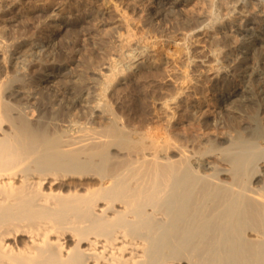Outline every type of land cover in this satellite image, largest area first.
Masks as SVG:
<instances>
[{
	"label": "bare ground",
	"instance_id": "obj_1",
	"mask_svg": "<svg viewBox=\"0 0 264 264\" xmlns=\"http://www.w3.org/2000/svg\"><path fill=\"white\" fill-rule=\"evenodd\" d=\"M118 1L130 14L124 51L102 66L75 64L80 44L64 36L90 35L113 0L70 2L66 19L40 24L44 9L0 7L12 15L0 28V264H264V47L251 41L264 0H147L141 37L128 30L136 1ZM184 4L205 12L170 25L182 34L176 80L171 53L163 63L139 45L163 42L152 24ZM148 78L175 91L138 95Z\"/></svg>",
	"mask_w": 264,
	"mask_h": 264
},
{
	"label": "rangeland",
	"instance_id": "obj_2",
	"mask_svg": "<svg viewBox=\"0 0 264 264\" xmlns=\"http://www.w3.org/2000/svg\"><path fill=\"white\" fill-rule=\"evenodd\" d=\"M12 1V2H11ZM59 1L60 0H0V7H5V6H7L6 7V9L8 8V9H10V8H12V7H16V10L18 9V10H21L20 12H25L24 14H27V13H29V12H32V11H34L35 9H44L45 10V16L38 22L39 24L41 23V21H42V23H44V22H51V21H53V19H54V16L56 15V13L58 14V15H56L57 16V18L59 17V15H61L63 18H62V20H64V19H66L64 16H65V9H62V10H60L61 8H64L63 6H66L67 4L69 5L70 4V2H71V4L73 5V3L74 2H77L78 0H68V2H67V0L65 1V0H61L60 1V3H59ZM63 1L64 2H66V3H63ZM136 1V3L135 2H133L134 4H136V5H134L135 7H136V9H135V13L133 14V15H131L130 17H131V19L130 20H128V22H130L129 23V25H130V28H128V30L130 29V31H133V29H135L133 32H134V34H136L137 33V35L139 34V33H141L140 31H138V28H139V24H140V21H139V16L142 14V15H144L143 13L144 12H146V10H147V7L146 6H149L148 7V10H149V8H153V6H154V3H152L151 1H148L147 2V0H142L144 3L146 2V4H145V8H144V5H142V3H141V0H135ZM137 1H138V3H137ZM2 2H3V4H2ZM24 2V3H23ZM115 2V3H114ZM63 3V5L60 7L59 5L60 4H62ZM99 3V2H98ZM113 4H111L110 3V8H109V5L107 4V3H102V2H100V5H98V7H97V10H96V13H97V16L98 17H101V19L99 18V19H96L95 20V16L93 17H91V25H92V28H93V32L92 33H90V35H85L84 34V31L82 32H79V34H77L76 35V33H72V34H70V35H67V36H64L65 38H64V41H65V46L67 47V46H69L70 44H71V42L73 41V40H76V38H77V41L79 42V46H78V48L76 49V51L75 52H73V53H70L71 55L73 54H75V56H74V58H75V60L77 61H75L76 63L75 64H78V63H82L81 62V60H83V59H81L80 60V57H84L85 59H86V57H88V58H92L91 59V63H89V64H92V63H94V65L95 66H97L98 64V66H102V64H109V62L108 61H110V59L111 58H113V56H114V58H117V60L119 59V56H117V55H121V52L123 53V51H124V49H122V50H120L121 48H123V46H121L122 44V42H121V40H122V38H120L121 37V35H123L122 33H124V35L127 33V30H126V28L128 27V24L127 23H125V22H123V21H125V16L123 17V15L122 14H124V12H125V14H126V16H129L130 14H128V11L127 10H125L124 8L125 7H123V3H121V1L119 2L118 0H113V2H112ZM141 3V4H140ZM14 6H13V5ZM19 4V5H18ZM74 4H76V3H74ZM104 4V5H103ZM114 4H115V6H114ZM3 5V6H2ZM8 5H10V7L8 6ZM192 5H193V3H192ZM114 6V7H113ZM122 8H123V10H122ZM182 8V16H180V17H176L175 18V16H171V18H169V20L167 21V20H164V19H162L161 18V20L162 21H160L159 19L158 20H156V21H154V23L152 24V25H154L155 26V28L159 31H164L163 33L161 32V35H163V42H160V44H156V43H154L153 41V43L151 42V40L150 39H146V40H148L149 42H146V44L145 43H142V45H139V48H141L142 49V52L143 51H145V53H146V50H148V52L146 53V54H148L149 56H150V54H151V56L150 57H152V58H158L159 56H161L160 57V59H164V60H162V62L163 63H166L167 61H168V55H170V54H168V53H176V52H181V49H180V47H177V46H179V45H176V41H178V42H180V38H181V35L182 34H179V35H176V34H171V32L170 31H173V29L172 30H170V25H173V23L174 24H176L177 26H183V24L184 23H186V21H187V19H188V15H189V17L190 18H199L200 16H201V14H203V12H205V7H203V5L202 4H196V5H194L193 7H191V6H187V4H184V6L183 7H181ZM34 9V10H33ZM116 9V10H115ZM144 9V10H143ZM25 10V11H24ZM121 10H122V12H121ZM28 11V12H27ZM120 11V12H119ZM138 11V12H137ZM142 11H144V12H142ZM203 11V12H202ZM183 13H184V15H183ZM110 14V15H109ZM124 14V15H125ZM136 14H138L137 16H136ZM140 14V15H139ZM187 15V16H186ZM56 16H55V18H56ZM123 18H122V17ZM132 16H136L135 18L134 17H132ZM108 17V18H107ZM112 17V18H111ZM2 18H4V19H2ZM10 18V19H9ZM12 15L11 14H8L7 16H5V17H0V28L3 26V25H5V24H11V21H12ZM93 18V19H92ZM175 18V19H174ZM178 18V19H177ZM180 18V19H179ZM186 18V19H185ZM90 19V18H89ZM106 19V20H105ZM109 19V20H108ZM113 19V20H112ZM171 19V20H170ZM6 20V21H5ZM11 20V21H10ZM27 20V21H26ZM95 20V21H94ZM101 20L103 21V22H101ZM123 20V21H122ZM133 21V23H132V21ZM178 20V21H177ZM93 21V22H92ZM108 23H107V22ZM138 21V22H137ZM159 21V22H158ZM167 21V22H166ZM35 22V21H34ZM96 22V23H95ZM113 22V23H112ZM135 22V23H134ZM137 22V23H136ZM181 22V23H180ZM102 23H104V24H102ZM168 24V26H169V28H168V26H166L167 24ZM172 23V24H171ZM100 24V25H99ZM121 24V25H120ZM127 24V25H126ZM132 24V25H131ZM36 26H38V24L37 23H33V21L32 22H30L28 19H26L25 18V22H24V27H23V29H24V31H26V32H29V31H31V32H34L35 31V27ZM123 27V28H121V27ZM138 26V27H137ZM132 27V28H131ZM158 27V28H157ZM12 29H13V27H12ZM104 29V30H103ZM164 29V30H163ZM6 30H10V28H7ZM28 30V31H27ZM98 30V31H97ZM100 30V31H99ZM103 30V31H102ZM140 30V29H139ZM54 31H56V32H58L59 30H57V29H55ZM107 31V32H106ZM135 31H137V32H135ZM30 32V33H31ZM101 32H103V33H101ZM104 32L106 33V34H104ZM139 32V33H138ZM165 33V34H164ZM168 35H167V34ZM179 33V32H178ZM84 34V35H83ZM103 34H104V36H106V37H104L103 36ZM140 35V34H139ZM166 35V36H165ZM171 35V37H168V36H170ZM176 35V36H175ZM97 36V37H96ZM142 35H140V37H141ZM178 36V38H176ZM180 36V37H179ZM139 37V38H140ZM172 37H173V40H172ZM183 37V36H182ZM105 38V39H104ZM167 38V39H166ZM175 38V39H174ZM109 39V40H108ZM121 39V40H120ZM168 39H170V40H168ZM136 41H137V39L136 40H134L133 42H135V43H131V45H130V49L128 48V52H129V54H128V56L129 55H131V53H133L134 54V50H135V48H134V46H137V44H136ZM165 41V42H164ZM170 41V42H169ZM251 41H253V43H256L257 41L258 42H260V45L262 46V48L264 47V32H263V34L262 35H260V36H258V37H255V38H253ZM101 42H102V44L104 43V45H105V49H106V47H108L107 49H106V51L105 50H98V45H100L101 44ZM106 42V43H105ZM107 42L109 43V44H107ZM168 42V43H167ZM69 43V45H66V44H68ZM100 43V44H99ZM111 43V44H110ZM149 43V44H148ZM162 43H164V44H162ZM168 45L169 43H170V45H168V46H166V44ZM175 45H174V44ZM115 44V45H114ZM135 44V45H134ZM152 44V45H151ZM147 45H148V47H150L149 49H148V47H147ZM160 45V46H159ZM118 46H120V47H118ZM141 46V47H140ZM158 46V47H157ZM175 46V47H174ZM146 47V48H145ZM157 47V48H156ZM159 47H160V49H159ZM164 49H163V48ZM167 47V48H166ZM90 48V49H89ZM113 48V49H112ZM134 50H133V49ZM166 48V49H165ZM78 49H81V50H78ZM131 49L133 50L132 52H131ZM144 49V50H143ZM150 49H152L151 51H150ZM173 49H174V51H173ZM176 49H178V50H176ZM110 50H112V52L110 51ZM117 50V51H116ZM119 50V51H118ZM130 50V51H129ZM168 50V51H167ZM89 51V52H88ZM104 51H105V53H104ZM156 51H158V52H156ZM77 52V53H76ZM109 52V53H108ZM115 54H114V53ZM79 53H80V56H79ZM114 55H113V54ZM119 53V54H118ZM160 53V54H159ZM82 54V55H81ZM111 56V58H110V56ZM125 54H126V49H125ZM157 54V55H156ZM178 54L179 53H177L176 54V57L174 56L175 54H172V55H170L169 57H175L176 58V60H175V58H172L171 60H174V61H170V58H169V61H170V63H172L171 64V67H173V69L172 70H175V71H170V73L172 74V76L175 78L176 77V73H177V75L179 76V75H181V76H183V74H182V70H180V68L179 67H181L182 66V64L183 63H181V61H179V58L177 57L178 56ZM84 55V56H83ZM105 55H107V57L105 56ZM163 55V56H162ZM180 55V54H179ZM86 56V57H85ZM154 56V57H153ZM157 56V57H156ZM166 56V58H162V57H165ZM106 57V58H105ZM132 57L134 58V56L132 55ZM94 58V59H93ZM107 58L109 59V60H107ZM105 59V60H104ZM66 60V61H65ZM87 60V59H86ZM107 60V61H106ZM87 61H89L90 62V60H87ZM69 62V63H68ZM103 62V63H102ZM180 62V63H179ZM62 64H65V65H67V64H70V61H68V59H64L63 61H62ZM97 64V65H96ZM121 64L122 63H120V61H118L117 62V65L119 66H121ZM176 64H177V66L178 65H180L179 67H177L176 66ZM251 64H254V63H251ZM156 65H157V63H154V65H153V67L152 68H150L151 70H155L154 68L156 67ZM176 68V69H175ZM85 70V68L83 67V68H79V72H81L80 74H82L83 73V71ZM92 70H94V68H91V69H88V71L87 70H85V72L87 71L88 73H90V76H92V77H95V78H97L98 76L97 75H93V71ZM179 70V71H178ZM246 70V68L244 69H241V71H240V80L242 81L241 83H240V87L241 88H248L249 87V85L247 84V86H246V78H247V74H245L244 73V71ZM97 71V70H96ZM177 71V72H176ZM71 72H73V71H71ZM83 73L84 75L85 74H88V73ZM98 72V71H97ZM175 72V73H174ZM178 73H180V74H178ZM243 74H244V78H243ZM73 75H75V73H72V79L75 81V80H78L77 78L78 77H76V76H73ZM89 75V74H88ZM175 75V76H174ZM50 76H53V74L52 75H50ZM163 76V75H162ZM177 76V78H175L176 80H179V79H181V76L180 77H178ZM86 77V76H85ZM260 77V79H262V80H264V75H260L259 76ZM159 78H161V77H159ZM179 78V79H178ZM149 79V78H148ZM148 79H147V81L145 82V84L143 85V86H146V87H143V86H141V87H143V88H138L139 90H141L140 91V93H138L139 92V90L137 89V91L136 90H132V89H129V90H127L126 91V96L124 95V97L127 99V100H132L133 98H134V96H136L137 94H136V92L138 93V95L140 94V95H142L143 97H144V95H146L147 93H149L151 90H153V91H156V92H158L159 93V88L160 87H162L163 85H164V89L167 91V89H172L173 88V91H175V87H173L174 85L172 84V86H171V84H170V82L168 83V84H163V85H158L159 83H155V81L153 80V79H149V81H148ZM151 80V81H150ZM161 80V79H160ZM162 81V80H161ZM91 83L92 85L94 84L92 81H87V84H89V83ZM158 82H160V81H158ZM146 83H147V85H146ZM148 83L150 84V85H152L150 88H148ZM153 83H155V84H153ZM90 85V84H89ZM156 85V86H155ZM160 86V87H159ZM171 86V87H170ZM147 89V92H146V89ZM167 88V89H166ZM143 89H145V90H143ZM151 89V90H150ZM163 89V88H162ZM131 90V91H130ZM133 91V92H132ZM171 91L172 90H169V91H167L168 93H171ZM172 91V92H173ZM133 94H132V93ZM152 92V91H151ZM129 93H131L130 94V96H128V94ZM136 95H135V94ZM142 93H144V94H142ZM152 93H155V92H152ZM151 93V94H152ZM150 94V93H149ZM134 95V96H133ZM142 97V99H140L138 102H136L135 104H133L134 102H132V107H133V109H134V111L136 110V111H139V108H141L143 105V103H147L148 104V102H147V100L145 101V99ZM221 98L222 97H220V98H218V100L216 101V102H221ZM144 99V100H143ZM144 101V102H143ZM140 103H142V104H140ZM145 103V104H146ZM135 107V108H134ZM144 107V106H143ZM124 109H127V108H124ZM138 109V110H137ZM204 111H207V109H206V107H204ZM208 115V114H207ZM182 127V126H181ZM180 126H179V128H181Z\"/></svg>",
	"mask_w": 264,
	"mask_h": 264
}]
</instances>
